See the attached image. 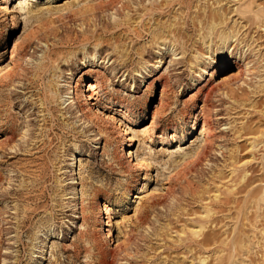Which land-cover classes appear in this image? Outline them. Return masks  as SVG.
Instances as JSON below:
<instances>
[{
    "label": "rangeland",
    "instance_id": "rangeland-1",
    "mask_svg": "<svg viewBox=\"0 0 264 264\" xmlns=\"http://www.w3.org/2000/svg\"><path fill=\"white\" fill-rule=\"evenodd\" d=\"M215 1L195 0L188 19L198 23L221 9L229 16L231 28L241 29L249 39H261L253 48L264 56V29L248 30L249 25L234 13L249 0ZM151 2L0 0V172L4 178L0 195L8 193V199L0 197V264H17L18 259L20 264H197L178 242L199 210V204L191 205L195 201L186 195V181L200 183L201 191L207 188L205 205L217 188L237 181L229 175L230 162L224 164L219 152L209 154V166L196 165L194 154L185 157L201 141L207 94L212 115L208 133L215 136V151L225 147L228 155L236 150L244 156L240 166L249 163L248 178L255 181L252 188L264 187L259 185V179H264V143L260 145L256 137L264 131L259 119L264 97L257 98L255 114L242 92H237L243 102L240 107L233 105L231 96L224 97L229 89H236L231 80L239 74V60L232 50L221 59L224 64L202 63L206 73L201 77L195 58L211 55L198 37V26L183 38V58L159 51L152 41L159 25L180 23L184 28L187 11L177 5L165 17L141 18ZM263 3L255 0L253 11L263 10ZM112 15L120 19V26L114 27ZM91 57L96 62H90ZM43 64L49 71L40 78L37 70ZM251 78L253 84L260 82ZM89 85L99 92L94 101L88 98L93 92ZM69 98L79 99L84 117L69 106L71 100L63 104ZM50 129L51 141L31 159L24 152L28 142L42 145V134ZM11 136L23 147L15 158L6 146ZM37 157L39 161L34 160ZM31 166L26 176L12 172ZM211 166L227 170L213 178ZM39 176L40 186L33 191L26 188ZM173 197L176 201L171 203ZM150 198L162 206L150 209L149 225L143 226L139 210ZM251 207L259 223L244 228L255 248L250 258L241 261L261 264L264 203ZM26 211L33 217L23 225ZM235 222L229 223L232 230ZM158 229H163L162 234ZM130 237L133 243L128 242ZM116 246L121 249L113 258L110 252ZM164 248L171 250L169 255ZM218 256L222 255H216L215 261Z\"/></svg>",
    "mask_w": 264,
    "mask_h": 264
},
{
    "label": "bare ground",
    "instance_id": "bare-ground-1",
    "mask_svg": "<svg viewBox=\"0 0 264 264\" xmlns=\"http://www.w3.org/2000/svg\"><path fill=\"white\" fill-rule=\"evenodd\" d=\"M158 1L159 0H152L151 8L149 9L146 8L145 13L143 16H141V18H146L147 16H151L153 21L155 20V18L159 19L160 17L161 18L165 17L167 14L172 13L177 5H180L182 9H184V11H187V13H184L185 14L184 23H183L184 28L181 27L180 23L170 24V25L167 24L159 25L158 28L159 32L157 33V35H155L156 33L153 34L154 36L152 35L154 38L152 39V41L156 46L158 45L159 51L165 54L171 53L174 58H178L180 56H182L183 58L186 55V52L184 50L185 44L183 42L184 36L191 30H195L197 26L200 27L199 29L200 35L198 37H200V41L208 50V54L211 55L209 57H206V55L199 54L195 58V64L196 67L200 69L199 71L201 77L204 76V74L206 73V70L204 68H201L202 63L209 61L208 64L210 67L217 63L224 64L223 62H221V59L224 57V55L230 54V50H232V54L236 52L234 57L236 58V62L239 60L238 62L240 64L239 74L237 75V77L231 80L232 82L231 86L236 87V89L233 88L229 89L228 93L224 94V97L229 99L231 96L232 98H234L233 105L236 106L237 104L238 105L237 107H240L239 104L243 102H240L241 100H239L238 98L239 96L237 92L238 91L242 92L243 94L242 96H245L247 98V100L244 99V101L246 100V103H250V109L252 110L253 114H255L257 111V110L255 111V109H257L256 108L257 98L262 99L264 97V95L261 96L262 93L264 92V88L263 85L260 84L261 80H264V74H263L264 56H262L261 51L256 53V49L253 48V45H255L261 39H258V41H256L254 40L253 36H252L253 38L249 39L246 37L247 34L244 33L241 34V29L237 30L235 27L231 28L230 24L228 23L229 16L226 13L225 14L221 13V9L218 11L213 10L208 15H206L204 21H200L196 23L195 20L190 21L188 19L189 12L193 7L192 4L195 0L194 1L165 0V2L161 4H158ZM223 1L224 0L220 1V3ZM254 1L255 0L251 2V0H249L246 4H243L242 2L243 5L239 6V8L234 11V13L238 14L240 18L249 25V28L247 27L248 30H250L253 26L255 27L258 26V29L262 30L264 29V9L255 13L252 9L254 5ZM215 2H219V1L216 0ZM196 8L198 9L199 7L197 6ZM112 17L116 23L114 27L116 28L117 26H120L121 25L120 19H118L116 15L115 16L112 15ZM127 17H129V14L126 15V18ZM141 22H143V20ZM244 28L245 27H242V29ZM134 32H135L134 34L136 35L138 34L139 36L142 34V32H138V31H134ZM217 39L218 41H215ZM214 44L215 46H217V50L215 51L213 50ZM91 58L92 61L89 60L90 62L93 63L96 62V57H91ZM37 71L40 78L42 77L45 78L49 69L48 67H46L45 64H43L41 67L38 68ZM250 77H255V79L259 78L260 82H256L255 84H253L254 79L251 78V80H249ZM256 85H258L259 87H256ZM89 87L93 88V92L88 98L94 101L95 97L97 96V93H99L97 92L98 89L95 88V86L93 85H89ZM248 90H251V92H248ZM72 94L75 95V92H72ZM204 97H205V101L202 107L203 129L200 133L201 141L195 149L185 154V157L190 156V154L192 157V154H194L196 159L195 160L196 165H199L202 162H206L207 163L206 165H208L211 162L208 160L209 154H211L212 152H219V156L222 159H224V164L230 162L229 167L227 168L230 170L229 175L232 176V180H234L235 178V180L237 181H233L232 185L230 184L227 186H223L221 188H217V192L214 195V198L209 203V205H213V208H208L209 205H205V200L203 199L206 194L207 188L201 191V188L203 187L201 186L199 187L200 183L188 181V180L186 181V186H185L186 195L188 196L189 199L195 201L194 204L191 205L199 204L197 207V209L199 210L196 211L195 213L197 217L195 219H192L191 223L190 222L187 223L186 227L181 232V238L178 240V242H180V245L182 248H184V250L189 251V253L192 254L193 256L192 263L196 262L197 264H244V262L241 260H243L245 256L250 258L255 248V244L252 242L251 238L249 237L244 227L247 225V223H255L253 224L254 226L259 223L258 221L259 217L256 216L255 213H252L251 205L253 203H258V202L264 203V187L262 189L260 187L252 188L253 182L255 181L254 178L252 177L248 178L249 172H251L249 163H244V165L241 167L240 163L242 162L243 160L242 158L244 156L242 155L238 156L236 150L230 151L228 155H226L223 151L224 149H226L225 147H220L217 151H215L214 149L215 142L213 139L215 136L214 134L208 133V130L210 129L212 122L211 121L212 115L210 111L211 104H209V94L205 95ZM69 100H71L69 106H75L76 107L75 109L78 110V113H81L82 116L84 117L85 111L80 106L79 99L69 98L65 100L63 104H65ZM44 105L47 107L46 108L47 111L51 112L50 105L48 103L47 104L44 103ZM92 106L93 107L98 106V102L93 103ZM93 110L94 109H91L90 111ZM259 119L264 124V113H261ZM43 122L46 124L45 119L43 120ZM88 122L91 123V121ZM49 132H51V129L50 131L43 132L44 134H42V138L44 140L42 141V145H40L39 143L40 146L38 147H36L38 143H36L33 146L30 145L32 144L31 142H28V145L25 148L24 152L27 153V155L30 156L31 159H33L34 156L42 152L41 148L43 145L46 146V142L49 143L51 141ZM68 133L69 134L73 133V131H68ZM25 137H27V134L23 137V140L25 139ZM256 137L261 141L259 143L260 145L264 143L263 141L264 131H261L260 135ZM14 140L15 139L13 136L8 138L6 146L7 149L11 151V154L9 155H14L13 157L15 158L18 156L20 152L23 151L22 150L23 147L17 145ZM32 140H35L34 137L31 138V141ZM127 140L129 141V139ZM253 144H255L253 146V148H255L257 144L256 138H253V140H251V145ZM30 146L33 147L31 148ZM129 154L131 155L132 152L129 151ZM34 160L39 161L40 157H37ZM29 168L31 169L32 166L28 167V169L27 168L22 169L20 167L19 169L12 172L15 173L17 172L18 175L21 174V176H26L29 174L28 172ZM213 168L214 167L211 166V169ZM227 169L220 170V168L218 167L215 168V170L213 169L211 171L212 177L213 178L216 177V174H220L221 172H223V170H227ZM36 178H38V180L29 183L26 186V188H31L32 190L31 189L30 190L33 191V188L35 189L36 187L40 186L42 184L40 183L42 178L41 176ZM3 180H4L3 175L0 172V185L2 184ZM10 181H12V178L10 179ZM145 185H147V183L144 184L143 186L145 187ZM259 185L264 186V179L262 178L259 179ZM143 190H145V188ZM241 195L244 196L242 197ZM0 197H2L3 200H6L8 199V193L5 192L2 195H0ZM136 198L139 197L137 196ZM174 201H176L175 197H173L171 203H173ZM185 202L187 203V199H185ZM156 206H162V205H159L158 201L154 200V198H150L147 200L146 206L142 207V209L139 210L140 223L143 226H146L148 224L147 218L150 209H155ZM107 210L108 209H104V213H107ZM29 211L25 212V216L20 222L21 224L24 225L26 222L32 219L33 212L30 213ZM188 212H190V209ZM177 213L178 210L176 208L174 214L176 215ZM233 221L236 222L234 223V228L232 230V226H230L229 223H233ZM212 227H216L219 229L218 231H209L210 228ZM158 230L160 231V233L161 231H163V229H158ZM109 234L110 233L108 231V236ZM154 236L159 237L160 235L158 233L155 234ZM262 236L264 241V235ZM20 241H21L20 238H18L16 243L18 244L20 243ZM133 241H134V237H130L128 240V242L130 243H133ZM116 248L117 249L110 252L111 257L113 258L119 252V249H121L120 246H116ZM164 249H165L164 252L169 255L170 254L169 252L171 250L169 248H164ZM218 254L222 256H218V258L215 261L214 257ZM206 255L208 256L206 257ZM17 264H20L19 259L17 260ZM250 264H256V263H254V261L251 260ZM261 264H264V260L262 261Z\"/></svg>",
    "mask_w": 264,
    "mask_h": 264
}]
</instances>
